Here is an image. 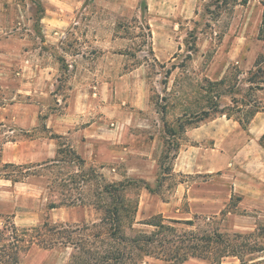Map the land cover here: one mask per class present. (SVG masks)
<instances>
[{"label":"rangeland","instance_id":"obj_1","mask_svg":"<svg viewBox=\"0 0 264 264\" xmlns=\"http://www.w3.org/2000/svg\"><path fill=\"white\" fill-rule=\"evenodd\" d=\"M263 9L260 0H0V215L19 226L45 216L70 223L101 216L93 203L95 175L82 202L53 210L47 181L35 172L41 168L31 166L22 181L10 179L19 174L8 163H43L57 142H67L107 182H131L126 196L138 200L134 228L150 230L138 222L160 213L193 220L176 224L180 231L217 230L230 240L242 234L262 242V125L243 129L236 114L199 121L189 114L209 100L201 99L200 86L230 72L237 77L219 108L233 113L253 98L255 84L247 79L264 57ZM255 94L264 104V90ZM179 122L187 123L183 131ZM68 254L33 247L26 263L66 264ZM262 258L253 261L264 264ZM220 264L240 260L229 255Z\"/></svg>","mask_w":264,"mask_h":264},{"label":"trees","instance_id":"obj_2","mask_svg":"<svg viewBox=\"0 0 264 264\" xmlns=\"http://www.w3.org/2000/svg\"><path fill=\"white\" fill-rule=\"evenodd\" d=\"M260 2L264 7V0ZM143 9H147L146 5ZM145 28L150 36L147 24ZM258 38L264 40V9ZM263 59V56L256 59L253 71H248L250 76L247 80L255 84L251 87L254 91L252 99L241 102V107H232L233 113L228 111L229 108L227 111L219 108V98L227 94L228 85L237 77L235 73L230 72L219 80H208L200 86L201 99L204 100L208 96L209 100L198 102L196 109L189 115L192 114L193 118H198L199 121L213 113H221L228 118H234L236 114L235 120L246 129L255 113L264 108L262 97L255 94L256 91L264 90V78L257 79L259 74H264L260 66ZM188 121L190 122L187 123H194L196 120ZM187 123L179 122L182 131ZM51 137L61 139L63 136ZM260 140H264V133ZM7 165L18 167L15 173L19 176L13 175L14 178H10L13 182L22 181L32 174L29 171L31 166L41 168L35 172L47 181L48 210L82 202L85 187L93 181L92 175H95L97 188L93 203L101 210V216L88 223L54 222L45 216L34 225L19 226L10 215H0V264H27L28 252L33 247L69 249L66 264H147V256L172 264H185L189 258L220 264L222 258L229 255L236 256L240 264H258L253 260L264 257V254H261L264 252V240H249L247 238L250 235L235 234V239L230 240L226 234L217 230L180 231L176 228V224L193 226L191 219H166L161 214H155L138 222L150 230L134 228L138 200L132 201L126 196L127 187L131 182H107L101 174L96 173L94 167H86V161L67 142H57L54 157L43 163L29 166L13 163ZM146 189L152 193L157 192V188L152 190L146 186ZM244 246H247V249ZM249 254V263H246L243 256Z\"/></svg>","mask_w":264,"mask_h":264},{"label":"crops","instance_id":"obj_3","mask_svg":"<svg viewBox=\"0 0 264 264\" xmlns=\"http://www.w3.org/2000/svg\"><path fill=\"white\" fill-rule=\"evenodd\" d=\"M253 65H254V63H253ZM69 107H71V104L69 105ZM250 123V125L251 124H254V125H262V127H263V131H264V111H258V112H256L255 113V115L253 116V118L251 119V121L249 122ZM249 125V124H248ZM264 133V132H263ZM262 133V134H263ZM261 134V135H262ZM78 153V152H77ZM47 161V160H46ZM149 192V191H148ZM158 192V191H157ZM157 192L156 193H152V192H149L150 194H157ZM57 208V207H56ZM53 209H55V208H53ZM53 209H51V210H53ZM158 214H160V213H158ZM178 220V219H177Z\"/></svg>","mask_w":264,"mask_h":264}]
</instances>
